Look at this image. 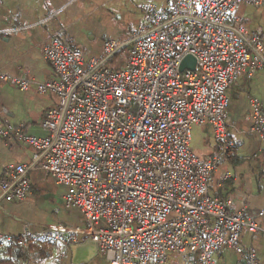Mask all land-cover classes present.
Instances as JSON below:
<instances>
[{
    "label": "built area",
    "instance_id": "2783aa9c",
    "mask_svg": "<svg viewBox=\"0 0 264 264\" xmlns=\"http://www.w3.org/2000/svg\"><path fill=\"white\" fill-rule=\"evenodd\" d=\"M263 2L167 0L163 9L143 4L141 25L124 39L105 41L102 54L88 59L67 34L51 38L43 55L57 80L34 85L39 93H54L57 102L41 124L42 138L21 127H0V139L14 137L35 150L30 162L6 167L1 198L24 199L29 172L41 168L67 187L64 205L77 208L86 225L32 233L25 224L20 236L0 234V246H68L82 233L109 264H163L170 253L214 264L225 248L246 264H262L240 237L264 233L258 221L264 212L230 214V201L210 195L208 182L235 150L226 90L238 71L264 64L260 36L249 34L233 13L239 3ZM120 50L128 60L114 71L109 60ZM188 55L194 67L180 70ZM0 82L21 90L33 84L27 75L3 71ZM251 104L249 130L264 141L260 103ZM202 124L211 126L216 145L208 162L189 146L191 127Z\"/></svg>",
    "mask_w": 264,
    "mask_h": 264
},
{
    "label": "crops",
    "instance_id": "0c3cea01",
    "mask_svg": "<svg viewBox=\"0 0 264 264\" xmlns=\"http://www.w3.org/2000/svg\"><path fill=\"white\" fill-rule=\"evenodd\" d=\"M147 3L163 9L167 0H0V31H7L0 37V71L27 75L33 81L26 90L0 82V127H21L30 136L44 137L46 132L41 124L57 102L54 93H39L34 85L57 80L44 58V46L64 33L85 59L98 57L105 41L124 39L127 31L141 25V5ZM53 12H57L55 16ZM233 16L249 34L259 35L264 43V2L239 3ZM226 96V123L235 150L232 157L223 159L212 171L208 193L230 201V214L241 212L254 217L264 212V141L249 130V118L253 99L260 103L264 115V64L252 72L238 71ZM189 146L194 155L208 162L216 152L211 126H192ZM34 152L31 145L14 137L0 139V181L7 166L30 162ZM29 181L30 193L20 201L4 200L0 192V234L20 236L25 224L32 233L53 232V226L75 229L86 225L77 208L64 205L67 187L57 183L49 172L37 168L29 172ZM258 221L264 229V215ZM240 243L245 249L252 248L256 259L264 264V233L244 232ZM6 250L0 246V258L8 259L10 264H109L107 257L98 253L95 244L82 233H77V242L68 246L52 242L46 246H26L18 252ZM171 254L174 253L163 264L174 260ZM179 259L181 264H198L192 258ZM213 263L246 264V260L225 248L214 255Z\"/></svg>",
    "mask_w": 264,
    "mask_h": 264
},
{
    "label": "rangeland",
    "instance_id": "374dc122",
    "mask_svg": "<svg viewBox=\"0 0 264 264\" xmlns=\"http://www.w3.org/2000/svg\"><path fill=\"white\" fill-rule=\"evenodd\" d=\"M127 60H128V55H127L126 51H124V50H120V51H118V52L114 55V57H112L111 60L109 61V63H110V68H111L112 70H114V71H121V70L125 67L124 63H125ZM135 110H136L135 107L130 108V111H131L132 113H134ZM171 255L174 256V260H173V261H172V259L169 260V263H170V264H181V260L179 259V258H180L179 255H177V254H175V255H174V254H171ZM182 261H183V260H182Z\"/></svg>",
    "mask_w": 264,
    "mask_h": 264
},
{
    "label": "trees",
    "instance_id": "16d2710c",
    "mask_svg": "<svg viewBox=\"0 0 264 264\" xmlns=\"http://www.w3.org/2000/svg\"><path fill=\"white\" fill-rule=\"evenodd\" d=\"M51 243H49V244H29L28 246L29 247H32V246H46V245H50ZM6 249H8V250H6V251H8L9 253H11L12 251L13 252H18V251H20L21 250V248L20 247H6ZM0 264H10L9 263V260L8 259H5V258H0Z\"/></svg>",
    "mask_w": 264,
    "mask_h": 264
},
{
    "label": "water",
    "instance_id": "95a60500",
    "mask_svg": "<svg viewBox=\"0 0 264 264\" xmlns=\"http://www.w3.org/2000/svg\"><path fill=\"white\" fill-rule=\"evenodd\" d=\"M194 65H195V59L192 56L188 55L182 60L180 65V70L184 68L192 69Z\"/></svg>",
    "mask_w": 264,
    "mask_h": 264
}]
</instances>
